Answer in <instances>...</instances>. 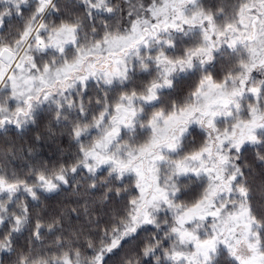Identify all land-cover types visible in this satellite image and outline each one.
Listing matches in <instances>:
<instances>
[{"label":"snow or ice","instance_id":"obj_1","mask_svg":"<svg viewBox=\"0 0 264 264\" xmlns=\"http://www.w3.org/2000/svg\"><path fill=\"white\" fill-rule=\"evenodd\" d=\"M0 264H264V0H0Z\"/></svg>","mask_w":264,"mask_h":264}]
</instances>
